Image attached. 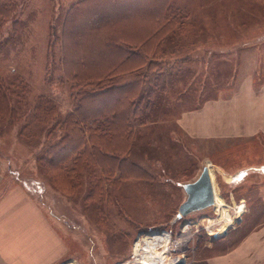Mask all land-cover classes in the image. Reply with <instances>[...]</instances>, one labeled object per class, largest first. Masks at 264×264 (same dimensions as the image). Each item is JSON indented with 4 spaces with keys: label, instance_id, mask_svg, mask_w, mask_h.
I'll list each match as a JSON object with an SVG mask.
<instances>
[{
    "label": "rangeland",
    "instance_id": "374dc122",
    "mask_svg": "<svg viewBox=\"0 0 264 264\" xmlns=\"http://www.w3.org/2000/svg\"><path fill=\"white\" fill-rule=\"evenodd\" d=\"M74 7L76 38L83 41L86 56H96L101 63H95L96 68L118 54L99 49L107 33L105 28L97 30L96 23L108 21L111 27L110 22H128L133 30L142 25L143 32L159 21H181L176 23L181 31L177 39L164 37V52L157 57L163 69L156 72L162 94L159 109L132 122L130 156L142 167V177L124 175L120 180L118 169L111 176L104 172L94 176L86 168L72 193L52 180L38 158L63 139V119L76 106L71 83L64 79L63 48L65 21ZM14 20L20 28L8 43ZM87 27L96 33L85 34ZM160 69L151 67L150 74ZM250 75L256 82L264 78V0H15L13 16L0 31V78H19L28 91L25 105L12 101L25 116L16 120L0 116V169L6 186L20 188L45 218L48 228L41 230L40 243H46L47 251L57 245L54 254L62 251L53 264H132L141 257H134L138 242L149 253L152 248L167 249L159 264H173L175 258H183L185 264H210L208 259H218L263 229L264 137L201 144L176 123L183 112L205 100L231 94ZM156 83L148 82L150 88ZM43 96L60 111L47 126L34 119L43 118V111H32ZM230 109L224 119L231 131L235 132L232 120L244 130L253 126L249 101L242 108L243 118ZM206 165L216 196L225 205L177 219L187 197L182 185L196 180ZM242 204L245 210L236 214ZM239 218L227 235L214 239ZM159 232L170 234L169 245Z\"/></svg>",
    "mask_w": 264,
    "mask_h": 264
},
{
    "label": "trees",
    "instance_id": "16d2710c",
    "mask_svg": "<svg viewBox=\"0 0 264 264\" xmlns=\"http://www.w3.org/2000/svg\"><path fill=\"white\" fill-rule=\"evenodd\" d=\"M14 8L15 0H0V31L3 24L12 18ZM77 10L74 7L68 12L63 43L66 54L64 79L71 83L72 99L76 106L63 119V139L46 148L38 158L39 166L50 172L52 180L58 182L63 190L66 188L72 193L80 185L76 181L82 179L86 168L92 170L94 176L98 172L111 176L118 169L120 180L124 175L142 177V167L134 163L130 156L135 136L132 122L142 120V115L159 109L162 94L158 93L161 83H156L159 81L156 72L163 69L156 63L159 61L157 57L164 52V37L170 35L177 39L181 31L176 29L181 21H159L151 30L143 32L142 25L130 30L128 22H110L114 24L111 27L107 25L108 21L96 23L97 30L105 28L107 33L99 49L111 54L112 50L118 53L111 62L96 68L94 64L101 63L96 56H86L87 52L81 47L83 41L79 42V38H76L78 28L74 17ZM13 25L8 43L17 36L20 22L14 20ZM84 33L93 34L96 31L87 27ZM151 67L160 70L150 74ZM143 71L145 73L142 74ZM148 82L157 85L150 88ZM27 91L28 85L19 78H0L2 119L8 117L16 120L18 116H25L12 105V101L25 105ZM50 104L48 98L43 96L32 109L35 114L43 111V118L36 116L34 119L44 126L51 124L60 114L59 109ZM86 131H89L88 135Z\"/></svg>",
    "mask_w": 264,
    "mask_h": 264
},
{
    "label": "crops",
    "instance_id": "0c3cea01",
    "mask_svg": "<svg viewBox=\"0 0 264 264\" xmlns=\"http://www.w3.org/2000/svg\"><path fill=\"white\" fill-rule=\"evenodd\" d=\"M247 101L251 107L248 120L254 124L244 130L242 124L239 126L232 120L230 126L235 130L233 132L224 119L228 115L227 109L231 107L230 110L235 113L238 110V117L243 118L242 108ZM176 123L188 138L201 144L209 145L212 139L264 137V78L256 82L254 76L246 77L231 94L221 93L205 100L198 108L183 112ZM6 180L5 173L0 169V264L55 263L62 251L54 254L55 248L59 250L57 245H52L47 251L46 243H40L44 239L41 230L48 228L45 218L20 188L6 186ZM51 257L54 258L50 260ZM207 262L264 264V227L246 237L234 250L218 259L210 258Z\"/></svg>",
    "mask_w": 264,
    "mask_h": 264
},
{
    "label": "water",
    "instance_id": "95a60500",
    "mask_svg": "<svg viewBox=\"0 0 264 264\" xmlns=\"http://www.w3.org/2000/svg\"><path fill=\"white\" fill-rule=\"evenodd\" d=\"M182 188L187 197L179 207L177 219H181L193 212L215 207L216 190L210 167L208 165L202 168V171L196 180L183 184ZM240 222L241 218H239L234 225H229L221 235L215 236L214 239L227 235L230 228L237 226ZM176 264H185V260L183 258L179 259Z\"/></svg>",
    "mask_w": 264,
    "mask_h": 264
},
{
    "label": "bare ground",
    "instance_id": "6f19581e",
    "mask_svg": "<svg viewBox=\"0 0 264 264\" xmlns=\"http://www.w3.org/2000/svg\"><path fill=\"white\" fill-rule=\"evenodd\" d=\"M210 172H211V169H210ZM224 202L222 199H219V197L216 196V205H215L216 207L220 208L221 206H224L225 205ZM244 210H245V204H242L237 208L236 214L238 213L241 215ZM212 224H213V222H212ZM162 235L165 236L164 238H162L165 241L164 245H168L170 236L168 235V233H164ZM162 235H160V236L157 235V237L161 238ZM152 238H155V237H152ZM147 239L148 238H145V241H148ZM149 239H151V238H149ZM149 242H151V241H149ZM140 245H141V242L136 243L134 254L141 256V257L136 258V260L133 261L132 264H159L160 262H162L164 260V258H165L164 253L165 252H160L158 250L156 251V250H154V248H152V250L149 253V251H145V250H147L146 247H140ZM142 246H143V244H142ZM146 253H149V254H146ZM142 259H143V261H142ZM173 264H176V261H174Z\"/></svg>",
    "mask_w": 264,
    "mask_h": 264
},
{
    "label": "built area",
    "instance_id": "2783aa9c",
    "mask_svg": "<svg viewBox=\"0 0 264 264\" xmlns=\"http://www.w3.org/2000/svg\"><path fill=\"white\" fill-rule=\"evenodd\" d=\"M159 233L164 234V233H167V232H159ZM149 234H151V233H149ZM149 234H147V236H145V237H144V236L142 237V240H143L142 242H143V244H145V239H143V238H148V237H150ZM168 235L170 236V234H168ZM170 241H171V236H170ZM170 241H169L168 245L170 244ZM161 242H163L162 239H161ZM161 248H162V246H161ZM166 250H167V249H166ZM166 250H165V251H166ZM165 251H164V252H165ZM165 254H166V253H164V255H165ZM134 257H135V254H134ZM174 260H176V262H177V261L179 260V258H175V259H173V260H171V261H174Z\"/></svg>",
    "mask_w": 264,
    "mask_h": 264
}]
</instances>
